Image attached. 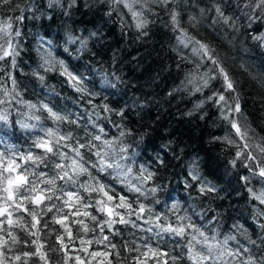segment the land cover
I'll list each match as a JSON object with an SVG mask.
<instances>
[{
  "label": "trees",
  "instance_id": "1",
  "mask_svg": "<svg viewBox=\"0 0 264 264\" xmlns=\"http://www.w3.org/2000/svg\"><path fill=\"white\" fill-rule=\"evenodd\" d=\"M258 3L259 0H171L166 6L149 2L143 8L135 4V10H142L147 21L145 27L137 28L128 8L112 0H10L6 4L0 0V20L12 24L11 39L18 52L14 65L12 57L0 61V88H14L13 95L19 94L11 103L0 104V112L9 115L7 123L0 122V150L10 145L26 152L35 136L43 134L39 127L23 129L20 124L37 123L28 118L27 102H44L76 121L58 125L43 121L45 127H58L62 135L70 133L73 139L67 143L86 144L90 135L103 128L104 139L116 141L117 149H127L122 154L127 159L122 163L132 168L133 177L151 173L142 185L145 194L140 195L121 183L123 177L118 179L115 174L92 169L93 176L110 187V194L127 197L134 209L139 202L152 210L139 220L135 215H125L134 223L116 224L112 231L105 229L104 234L119 252V256L110 257L112 264H135V258L146 250V243L170 255L185 253L186 241L159 232L154 226L156 216L161 225H176L178 217H187L219 240L235 236V240L228 241V247L249 249L244 258L251 256L256 264L264 260V229L259 226L264 224V216L257 215L258 209L264 211V205L253 199V193L264 192V182L253 175L252 161L243 155L237 157L244 141L224 119V109L214 95L223 92L229 103L238 97L241 112L232 118L246 128L250 145L264 143V39H256L264 37V7H257ZM217 7L228 18L227 23L218 15ZM173 11L178 13L179 28L171 20ZM21 16L23 19H17ZM16 30L19 37L14 36ZM183 32L208 45L232 79L234 92L224 90L222 77L211 71L215 66L210 61L193 54L195 45H184ZM69 37L77 38L76 42L70 43ZM8 38L0 33V43ZM49 52L50 61H63L85 91H77L73 82L61 74L59 63H55L54 70H45L44 57ZM205 73L215 76L207 87L202 86ZM193 77L195 81L190 83ZM197 86L202 90L196 91ZM0 99H7L3 92ZM121 132L125 135L121 136ZM250 150L258 161L262 159L255 148ZM243 151L247 154L249 149ZM81 152L85 160H96L87 149ZM193 173L198 180L192 179ZM244 177L249 179L245 181ZM79 179L84 182L88 177ZM132 182L138 183L134 179ZM202 185L215 190L201 192ZM88 211L103 218L91 208ZM53 214L44 216L41 224L48 221L49 229L62 232L60 225L51 223ZM72 219L69 217V224ZM148 219L153 222L145 223ZM87 223L93 226L92 221ZM78 227L71 224L74 235ZM148 228L153 231L148 232ZM17 232L25 238L23 232ZM98 235V231L89 233L90 238ZM43 239L51 246L55 236ZM78 247L79 241L71 245V254L89 259L87 253L75 251ZM136 247L140 252L129 251ZM31 250L20 244L9 255ZM90 250L105 251L103 245L96 244ZM49 255L52 264H58L61 254ZM29 264L42 262L33 257ZM146 264L156 261L149 258ZM177 264L190 262L184 258Z\"/></svg>",
  "mask_w": 264,
  "mask_h": 264
},
{
  "label": "snow or ice",
  "instance_id": "2",
  "mask_svg": "<svg viewBox=\"0 0 264 264\" xmlns=\"http://www.w3.org/2000/svg\"><path fill=\"white\" fill-rule=\"evenodd\" d=\"M10 0H2V3H9ZM58 2V0H52ZM149 2L158 3L166 6L171 0H112L113 4H124L128 8L133 18L137 21L136 27L143 28L147 21L143 19V11H137L133 7L135 4H141V8ZM257 7H264V0H259ZM216 11L225 23L228 18L224 17L223 13L217 7ZM178 13H171V20L176 28H179ZM17 19H23L18 17ZM12 24L10 22L0 26V33H4L9 38L0 43V61L7 57H12V64H15V56L18 55L17 46L12 42L11 32ZM20 32L15 31L14 36L19 37ZM77 38L69 37L70 43H75ZM256 39H264V37H256ZM182 42L185 46L189 44L195 45L192 48L193 54L200 57L201 60L207 59L215 66L211 71H216L223 80L224 90L234 92L235 87L232 79L229 77L225 69L220 66V61L211 54V49L208 45L193 40L186 32L182 33ZM84 42L81 41V47ZM51 53L49 52L44 57L45 70H54L55 63H59L62 75L68 77L73 82V86L77 87V91H85L79 87L80 80L73 75L72 72L64 65L63 61L55 63L50 61ZM54 59V58H53ZM199 67V64L197 65ZM215 76L204 74L202 86L207 87L209 80ZM42 80L43 77L41 76ZM195 81L193 77L190 83ZM13 85L15 81H12ZM202 90L200 86L196 87V91ZM0 92L7 99H0V104L11 103L16 99L18 93L13 88H0ZM216 103L224 109L222 115L228 120L231 128L235 131L240 140L244 141L242 150L236 153L237 157L245 156V159L252 161L255 165L251 169L254 176L259 177L264 182V143L250 145L248 143L249 136L246 128H242L241 124L232 118L233 114L241 112L239 98L234 97L233 103H229V98L221 92L214 94ZM212 99V97H209ZM19 102V101H18ZM26 107L30 110L28 118L35 120L36 124L21 123L23 129H35L39 127L42 135H37L32 140L30 148L26 151H18L12 146H6L0 150V264H29V260L33 257L37 258L42 264H52L50 253L61 254V259L58 264H92L93 260L97 264H112L110 257L119 256L116 250V245L110 242L108 235H105V229L112 231L116 224L134 223L125 218V215L143 219L146 212L150 213L151 209H146L143 203L137 202V208H133L125 196L116 197L110 192V187L92 174V169L97 172H107L109 175L115 174L116 178H121V183H125L128 190L133 193L144 195L142 190L143 182L151 178V173L133 177L132 168L127 167L122 161L127 157L122 155L127 151L123 146L116 148V141L104 139V129L99 128L98 134L90 135L86 144L76 143L75 146L67 143L73 139L71 134L62 135L58 127H45L43 121L50 120L53 124L58 125L61 122L75 123L69 119L67 115L55 111L47 103L41 102L39 105L27 102ZM107 111V106H105ZM46 113V117L37 115L36 113ZM9 115L6 112H0V122L7 123ZM121 136L125 133L121 132ZM227 139V138H226ZM100 142L99 145L96 142ZM235 143V141H229ZM255 148L261 155V160H257V156L250 150ZM64 149H67L65 151ZM81 149H87L96 160H85ZM249 149L247 154L243 150ZM70 153L74 155H70ZM118 157V158H117ZM67 161V163H66ZM111 170V171H109ZM143 171V170H142ZM81 176H87L88 179L80 182ZM138 181L133 183L132 180ZM193 180H198L197 174H192ZM245 181L249 177L243 178ZM60 182V183H58ZM215 189L211 186L202 185L201 192H211ZM154 193L155 188L151 189ZM251 191V190H250ZM86 194V195H85ZM95 194V196L93 195ZM253 199L258 200L264 205V192L259 195L253 193ZM59 202V203H57ZM175 207V206H174ZM91 208L94 212L101 214L98 218L93 212L88 211ZM66 209H72L65 211ZM123 209L124 212H121ZM48 213H54L50 218L51 223L60 225L62 232H53L49 229L48 221L41 224L44 216ZM258 216H264V211L257 210ZM69 217H72L71 224L79 225L77 232L74 235L71 224L68 223ZM83 217V218H80ZM179 223L173 225L167 223L161 225L160 217L156 216L154 226L159 229V232L169 233L176 237L185 240L183 247L186 250L183 255H170L167 251H161L159 248H154L150 244H144L145 251L140 253V256L135 258V264H146L147 259L151 258L156 261V264H177L181 259L186 258L190 264H256L253 257L244 258V253H247V248L232 249L228 247L229 240H235V236H226L223 240L217 239V235L209 236L205 231L196 227L187 217H178ZM92 221L93 226H89L87 221ZM188 220V223H184ZM153 222L151 219L145 220V223ZM135 226V225H134ZM264 229V224L259 225ZM48 230L45 232V230ZM17 230L24 233L25 238L22 239ZM97 238H90L89 233H97ZM148 232L153 231V228H148ZM159 234V233H157ZM54 235L55 239L51 246L47 245L43 236ZM67 236V243L65 242ZM79 241V247L75 251L87 253L89 259L82 255H72L71 245H75ZM254 243V241L252 242ZM23 244L25 247L32 249L24 251L21 254L9 255L14 251L16 245ZM103 245L105 251L90 250L92 245ZM111 249L112 251H108ZM129 251L140 252V248H130ZM264 264V260L261 261Z\"/></svg>",
  "mask_w": 264,
  "mask_h": 264
},
{
  "label": "bare ground",
  "instance_id": "3",
  "mask_svg": "<svg viewBox=\"0 0 264 264\" xmlns=\"http://www.w3.org/2000/svg\"><path fill=\"white\" fill-rule=\"evenodd\" d=\"M7 22H8V20L6 21L5 19H3L2 21L0 20V26H3Z\"/></svg>",
  "mask_w": 264,
  "mask_h": 264
}]
</instances>
